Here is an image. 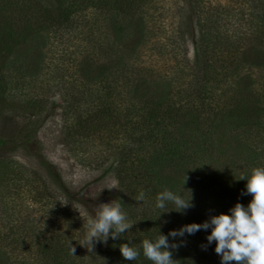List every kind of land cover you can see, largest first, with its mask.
<instances>
[{
  "label": "rangeland",
  "instance_id": "374dc122",
  "mask_svg": "<svg viewBox=\"0 0 264 264\" xmlns=\"http://www.w3.org/2000/svg\"><path fill=\"white\" fill-rule=\"evenodd\" d=\"M34 1L36 0H28L27 3L31 4ZM72 1L68 0V3L76 9V16L80 20H87L94 16L95 7L85 11L78 8L86 0H75V4ZM1 2L2 0H0V68L3 67L1 56L5 57L7 48L3 40L9 42L15 39L16 47H24L27 51L30 50L29 47L33 51L37 48V52H34L31 59L27 60L38 73L33 75L29 71H23L26 77L21 80L18 78L20 73L14 70L16 67L14 63L9 66L4 81L0 82V97L4 96L1 103L8 101L7 95L11 96V99L16 97V101L21 103L20 107L0 110V138L6 140L0 145V158L11 160L8 164L10 170L22 172L21 176L16 175V179L14 172L12 174L11 171L3 183H0V250L6 251L11 261L23 259L24 264H54L53 259L50 258L53 255L60 256L64 264H102L103 257L98 251L99 242L94 243L92 250L91 245L85 243L82 246L79 243L85 236L86 221L95 215L96 207L101 203L112 202L117 196V189L111 191L103 189L113 183L117 186L116 181L111 176L101 173L110 162L114 147L118 143L131 144L127 142L131 141L133 142L131 146L137 149V145L144 143L134 150L133 155H146L147 159L154 155L158 158L163 147L168 150L170 140L161 139L162 137L160 138V135L156 133H144L138 139L141 136L139 135L141 129L146 130L148 127L140 122L134 126L133 135L127 137L126 121L141 110L127 112L123 89H119L120 96L117 92L114 100H107L106 106L117 103L118 99H122L123 103L121 106H111L108 114L103 113L100 119L101 125L87 118L88 114L96 118L95 109L89 110V96L90 93H94L96 84L84 82L76 73L75 77L67 76L68 82H64L66 76L61 78L63 72L67 71L70 74L72 71L73 56L80 53V48L74 51L78 40L68 41L71 33L63 30L54 19L52 20L44 13L36 15L31 11H24L22 1ZM17 5L19 8L15 9ZM137 7L143 17V21H138V24L143 28L144 38L143 42L134 48L135 55L121 57L120 48L123 46V39L127 37L121 33L122 27H118L116 32L107 28L93 30L88 37L91 39L90 43L94 45L95 42V47L105 48L100 54V63L106 64L109 59L120 56L127 65L134 63L137 68H144L142 71H146L154 80L159 79L160 76L174 79L177 82L173 84L175 91L182 90L176 96L177 98L187 95L188 90L185 86L191 80L190 73L194 70H192L191 59L194 55V39L197 38L196 33L200 26L195 23L196 14L199 15L200 21L209 14V24L205 26V30L211 26L219 38H230L222 40L223 50H216L217 58L224 60L226 65L230 63L232 67L238 68L242 75L253 76L256 81L255 88L264 90V66H248L239 57L247 46L258 43L264 46V0H147ZM13 22L16 23L13 27L16 32L8 35V27ZM121 25L124 28L128 26L126 32L130 33L131 27L134 28V20L130 19ZM84 31L87 32V30ZM80 33L76 32L79 38L86 37ZM128 37L127 39L135 42L133 36L128 34ZM18 42L21 46L17 44ZM81 43L84 44V41ZM232 45L238 46L236 47L238 50L234 53H231ZM230 58H232L231 62ZM179 67L185 68L189 74L182 76V73H179L182 76L179 79L175 74ZM126 70L131 71L128 67ZM51 73L56 74L54 80ZM71 81H73L72 86ZM99 91L103 93L101 84H99ZM65 99L72 104L66 115H63ZM243 109L250 111L246 105ZM236 114H238L237 111L233 112V117ZM257 119L259 120L256 125H250V121L237 124L238 126L234 129L235 125H233L232 130L227 134V130L223 128L227 126L228 121L222 117L219 119L221 121L220 127L217 128L218 133L215 134L216 143L205 146L207 150L203 145L205 151L201 153L209 160L197 171L206 176V183L211 190L218 188L222 193L221 198L217 197L213 200L214 197L205 195L201 186L192 184L186 186L180 177L181 193H185L181 197L185 200L191 199L194 205L191 208L194 209L193 212L197 211L196 216L188 222L189 218H186L185 213L188 209L177 212L175 207L170 210L166 208L164 211L168 212L161 213L160 216L155 214L156 217L152 220L153 226L149 224L142 228L133 226L125 232L124 237H129V234L135 237L136 232H139L138 235H145L152 231L169 237L171 230L167 234L164 228L166 226L163 224H169L172 230H177L185 223L201 224L209 220L211 216L227 212L230 214V209L238 202L248 205L252 197L242 194L246 191V181L239 179L241 175H244L242 168L247 169L245 166L249 164L242 162L232 164L231 159L235 145L246 142L250 145V149L247 150L251 152L256 148L258 154L262 155L256 161H264V111ZM160 120L163 119L158 117L155 123ZM165 121L168 124V120ZM78 126L80 134L75 132L74 136L73 130H76ZM66 133H70V138ZM164 134V137L168 138L166 131ZM208 146H210L209 150ZM180 151H183L182 145ZM97 154L107 158L109 162L101 161ZM183 159L177 156L176 173H185L186 179L190 164H186V159ZM100 162L103 165L102 169L97 167ZM254 167H260V165L250 163L248 169L251 170ZM195 175L199 176L198 173L193 176ZM143 178L146 179V174ZM56 179L61 182L63 189L57 186ZM36 190L45 191L42 200L36 198V193L41 194ZM125 197H127L126 201L128 199L140 208V204L133 201L137 196L126 195ZM156 197L157 195L145 198L141 204L146 203L153 210L158 209ZM216 205L219 207L213 211L217 213L207 215L212 210L211 207ZM66 218L67 223L70 224L68 230L72 235L70 242L75 247L74 255L69 254L71 253L69 246H65V249L60 250L44 248L41 252L50 253L51 256H43L39 253L36 238L40 235L43 241L45 239V243H50L49 237L57 233V228L51 220L60 221ZM127 218L131 221L129 216ZM46 224L49 228L47 232L44 229ZM147 226L151 228L145 229ZM199 232L202 233L203 229ZM204 232L209 235L211 229ZM197 236L199 235L192 234L190 239L185 237L187 244L189 246L194 244ZM16 237L15 245L10 241ZM199 242L200 240L196 242L197 246ZM203 248L204 252L198 260L199 264H221V257L215 253L214 241ZM66 256L69 257L66 258Z\"/></svg>",
  "mask_w": 264,
  "mask_h": 264
},
{
  "label": "trees",
  "instance_id": "16d2710c",
  "mask_svg": "<svg viewBox=\"0 0 264 264\" xmlns=\"http://www.w3.org/2000/svg\"><path fill=\"white\" fill-rule=\"evenodd\" d=\"M27 1L28 0H19L24 7V11H31L36 15H42V13H44L52 20L54 19L63 30L71 33L68 41L78 40L74 51L80 48V53L79 55L73 56L72 71L70 74L67 71L63 72L61 78L66 76L64 82H68L67 76L75 77L76 73L84 82H93L96 84L94 93H90L89 96V110L92 108L95 109L96 118L89 114L87 118L95 120L101 125L100 119L103 117V113L108 114L111 106H121L123 103L122 99H118L117 103L106 106L107 100H114L117 92L120 96L119 89H123L125 92L123 98H125V108L127 112L131 113L134 110L135 112L141 110L138 113H134L133 117L126 121L127 137L133 135L134 126L140 122L145 123L148 127L146 130L141 129L139 134L141 136L138 139H140L144 133H156L160 135V138L162 137L161 139L170 140V144L167 146L168 150L163 147L162 151L159 152L158 158L154 155L152 158L148 159L146 155H133L134 150L140 148L144 143L142 145H137V149H135L131 146L133 144L131 141H127L131 143L128 145L118 143L117 146L114 147L110 162L107 158L97 154V156L101 158V161L108 160L109 163L105 168L102 167V162H100L97 167L98 169L103 168L101 172L103 175H109L116 181L118 193L115 200L121 203L122 211L127 213V217L129 216L131 218L132 223H134L133 226H137L138 228H142V226L147 224L153 226L154 222H152V220L155 219V214L160 216L161 210H153L148 204H141L142 201H136L135 199L133 201L140 204V208H138L133 205L132 202H129L128 199L126 201L127 197L125 196H138L139 193L143 191L145 198H149L158 195L165 189L175 194L179 193L180 196L185 195V193H181L180 186L182 183H180V177H182L186 186L188 184L197 187L201 186L205 195L214 197L213 200L217 197L221 198L222 193H220L218 188L211 190L206 183V176L201 175L197 171L200 170L201 166L204 167L205 163L209 160V158H204V154L201 152L205 151V146H212L216 143L215 134L218 133L217 128L220 127L221 121L219 119L222 117L228 121L227 126L223 128V130H227V134L232 130L233 125H235L233 127L234 129L242 122L250 121V125H256L259 120L257 118L264 111V90L261 91L255 88L254 85L256 81L253 76L250 74L242 75L238 68L232 67L233 65L230 63L226 65L224 60L222 61V59L217 58L216 50H223L222 40H228L230 38H219L216 33L213 32L214 30L211 26L205 30V26L209 24V14L205 15L201 21L198 17L199 15L196 14L195 23H198L200 26L196 33L197 38L194 39V55L193 59H191L192 70H194L190 73L191 80H189V83L185 86L188 90V94H184L177 98L176 96L179 95L182 90L175 91L173 84H177V82H175L174 79L160 76L159 79L154 80L149 77L146 71H142L144 68H137V65L134 63H132V65H127L125 61L123 62V60H121L120 56H116L112 60L109 59L106 64L100 63V54L105 48L95 47V42L94 45H92L90 43L91 39L88 38L93 33V30H104L107 28L108 30L116 32L118 27H122L123 31L121 33H124L127 37L123 39V46L120 48L122 52L121 57H133L135 55L134 48H137V46L143 42L144 38L143 28L138 24V21H143V17L141 12H138L137 6L147 0H86L82 6H78V8L85 11V9L95 7L96 10L93 12L94 16L92 18L83 21L76 16V9L71 7L68 0H36L31 4H28ZM4 2L5 0H2L1 3ZM72 3L75 4L76 1L73 0ZM16 7L19 8V5L14 8L16 9ZM21 11H23L22 8ZM130 19L134 20V28L131 27L130 33H127L126 28L128 26L124 28L121 24L128 22ZM204 22L206 23L204 24ZM14 25H16V23L13 22L12 25L8 27V35L16 32V29L13 28ZM84 30H87V32ZM77 31H79V33L81 32V35H86V37L82 36V38H79L76 34ZM128 34L134 37L135 42L127 39L129 38ZM81 41H84V44L81 43ZM3 42L7 44V48L4 47L6 48L5 57L1 56L3 67L0 68V82L4 81L9 66L14 63L16 64L14 70L20 73V77L18 78L21 80L26 77L23 71H29L33 75L38 73L37 69L34 70L27 60H30L34 52H37V48L33 51L29 47L30 50L28 49L29 51H27L24 47H16L15 39L9 42L8 40H3ZM17 44L21 46L20 42ZM232 46L233 48L231 50L233 51L231 53H234L238 50V48H236L238 46ZM74 57L76 58L74 59ZM239 57L240 60L248 66H264V46H261L259 43L254 46H247ZM232 58H230V62ZM126 67L131 71H127ZM179 73H182V76L189 74L183 67H179L175 71L177 77L181 79L182 76H180L181 74ZM55 75L51 73L53 80L55 79ZM74 80L75 78L73 81ZM73 81H71V86ZM99 84L102 86L103 93L99 91ZM6 97H8L6 103H1V101L4 100V96L0 97V110L3 111L20 107L21 103L16 101V97L13 99H11L9 95ZM187 97L189 99H186ZM64 101L65 104L63 105L62 113L66 115L72 102H66V99ZM191 102H195V104L190 105ZM244 105H246L250 111L244 110ZM235 111H237L238 114L233 117L232 114ZM185 116H187V119H185ZM158 117L163 120L155 123ZM165 120H168V124L165 123ZM79 129L80 127L78 126L76 130H73L74 136L75 132L80 134ZM165 131L168 133V138L164 137ZM66 135L70 138V133H66ZM171 139L173 141H171ZM133 141H135V139H133ZM240 141L242 140L240 139ZM4 142H6V140L0 138V145ZM181 145L183 151H180ZM210 146H208V150ZM248 148L250 149V145L246 142L242 143V145H235L231 159L232 164L242 162L246 165L249 164V166L250 163H252L256 166L260 165V167H264V161H256L257 158L262 157V155L258 154L256 151L257 149L254 148L250 152L247 150ZM178 155L181 160H184L183 158L186 159V164H190L188 166V176L186 179L184 177L185 173H176L178 170ZM7 160L8 159L0 158V183H3V180L7 178L12 171L8 167L11 160ZM249 166H245L247 169L242 168L244 175L250 174L251 170L248 169ZM143 172L144 174H142ZM20 173H22L20 170L12 171L16 179V175L21 176ZM195 173H198L199 176H193ZM145 174L146 179L143 178ZM57 180L58 179H56V181ZM42 185L45 186V184ZM57 186L63 189V185L59 180ZM36 191L41 193H36V198L42 200L45 191ZM231 192L234 191L231 190ZM166 204V208L169 210L175 207L171 202H166ZM244 206L247 207V205ZM218 207L217 205L211 207L212 210H210L207 215L215 212L213 210H216ZM193 210V208H189L185 212L186 218H189L188 222L197 214V211L193 212ZM224 214H228V212ZM76 218L78 219L77 216ZM56 220L57 219L51 220L55 228H57V233L49 237L51 238L50 243H45V239L43 241L40 235L36 238L38 241L36 245H38L40 249L39 253L43 254V256L51 255L50 253L41 252L42 249H65V246H69V241L72 239V235L68 230L70 227V224L67 223L68 219ZM187 224L188 223H185V225ZM163 225L166 226L164 227L166 233L169 230L172 231V227L169 224ZM148 228L151 227L147 226L145 229ZM44 229L46 232L49 229L47 224L44 226ZM179 229H181V227L177 230ZM138 234L139 232H136L135 237H133V234H129L130 236L125 238V233H123L117 239L109 237L106 243L102 244L99 242L98 251L100 256L103 257L102 264H152L150 260L143 256L141 243L144 239H149L154 242L159 234H157L156 231L146 233L145 235ZM195 234L199 235L196 238V242L200 240L198 246L196 242L191 244V246L187 244V238L190 239V235L186 233L183 237H168L170 245H178L176 248L170 247L168 249L172 252V258L175 260V264H199V257H201L202 252H204L203 247L208 245V234L205 233L204 230L202 233L197 231ZM129 238L131 239L128 240ZM16 240L17 237L12 238L10 242L16 245ZM123 243H127L130 247L140 250V255L136 260L127 261L122 257L119 246ZM53 256L50 258L53 259L54 264H64L60 256ZM68 257L69 256H66V258ZM24 262L25 260L23 259L11 261L6 251L0 250V264H24Z\"/></svg>",
  "mask_w": 264,
  "mask_h": 264
},
{
  "label": "clouds",
  "instance_id": "9594fccd",
  "mask_svg": "<svg viewBox=\"0 0 264 264\" xmlns=\"http://www.w3.org/2000/svg\"><path fill=\"white\" fill-rule=\"evenodd\" d=\"M239 180L246 181V191L242 194L252 197L247 207L238 202L230 209V214L221 213L201 224L184 225L168 235L176 238L183 237L185 233L192 235L202 229H211L207 241L209 244L215 242V253L221 257V264H264V167L252 168L250 174L241 175ZM103 189L111 191L117 186L113 183ZM135 199L144 201V192L141 191ZM166 202L173 203L177 212L194 206L191 199L185 200L167 189L156 197V207L162 210L161 213L168 212L164 211ZM133 225L117 200L101 203L96 207L95 215L86 221L85 236L79 244L83 246L87 243L92 250L95 242L106 243L109 237L117 239ZM170 247L176 248L178 245H170L168 236L160 233L154 242L144 239L141 243L143 256L152 264H175L172 252L168 250ZM69 249L74 255L75 247L70 241ZM119 251L127 261L136 260L140 255V250L127 243L120 244Z\"/></svg>",
  "mask_w": 264,
  "mask_h": 264
}]
</instances>
